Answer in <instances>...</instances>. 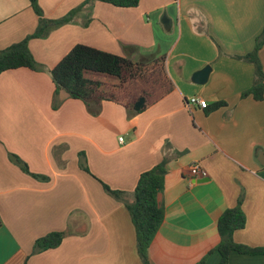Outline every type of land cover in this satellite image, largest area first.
Listing matches in <instances>:
<instances>
[{"label":"crops","instance_id":"0c3cea01","mask_svg":"<svg viewBox=\"0 0 264 264\" xmlns=\"http://www.w3.org/2000/svg\"><path fill=\"white\" fill-rule=\"evenodd\" d=\"M83 1L38 0L48 19ZM38 24L30 0H0V49ZM263 32L264 0H141L136 7L98 0L48 36L32 38L42 69L0 74V264H143L131 215L103 182L131 201L141 173L163 159L165 218L149 247L151 264L204 257L219 264L218 219L241 196L247 220L234 240L264 248V97L243 95L257 77L245 57ZM78 43L134 61L164 57V82L138 81L148 89L139 111L132 97L88 105L57 94L51 70ZM259 58L264 70V45ZM206 65L207 82H195ZM193 96L208 107L191 104ZM81 152L89 171L80 166ZM195 163L208 177L189 176ZM52 231L66 233L62 244L31 254L35 240ZM229 264H264V253L233 251Z\"/></svg>","mask_w":264,"mask_h":264},{"label":"trees","instance_id":"16d2710c","mask_svg":"<svg viewBox=\"0 0 264 264\" xmlns=\"http://www.w3.org/2000/svg\"><path fill=\"white\" fill-rule=\"evenodd\" d=\"M98 0H84L83 3L70 11L67 15L59 19H48L44 16L38 0H30L34 11L39 16V24L36 31L28 35L23 40L13 43L10 46L0 49V74L6 70L17 68H29L41 70L40 65L29 47L32 38H42L48 36L53 30L73 20L75 14L90 7ZM110 3L118 7H136L141 0H99ZM264 45V32L257 38L255 49L245 58L256 67V80L251 89L243 95L252 94L255 99L261 100L264 97V70L259 58V51ZM157 62L163 71L164 57L154 58L151 62ZM149 62L134 61L128 57L111 53L87 44H76L51 70V76L55 83L56 93L64 90L72 98L81 99L90 105L92 100H113L122 102L125 98H133L135 101L141 96L148 95L147 87H137L132 89L129 84L142 76ZM161 71V72H162ZM101 73L107 78H114L113 81L107 79L94 78L92 74ZM164 74V71H163ZM171 84L167 82L164 90H169ZM138 89L141 92H137ZM222 105V102L214 104L212 109ZM80 166L89 171L84 153H80ZM10 160L16 163L24 172L33 174L27 163L18 155L9 154ZM167 159H163L153 168L141 173L135 190L133 199H126L125 193L112 189L103 182L105 190L122 201L127 207L136 230L137 249L143 264H151L149 257V247L158 232L165 218V210L159 202V195L165 186V176L167 173ZM242 196L236 206L226 209L218 219V231L220 242L213 251H218L221 255L219 264H229L230 254L233 251L240 253H264V248L250 247L237 243L234 240V233L245 227L246 214L242 207ZM66 233L64 231H52L35 240L31 254H38L49 249L59 247ZM204 257L196 264H205Z\"/></svg>","mask_w":264,"mask_h":264},{"label":"rangeland","instance_id":"374dc122","mask_svg":"<svg viewBox=\"0 0 264 264\" xmlns=\"http://www.w3.org/2000/svg\"><path fill=\"white\" fill-rule=\"evenodd\" d=\"M145 66H146V68H145L144 74L129 84V86L132 89L133 88L136 89L137 87L140 86V83H138V81L141 82V84H143L142 81H144V80H149V81L157 80L159 85L161 84V81L164 82V78H163L164 76L161 73L162 70H161L160 64L152 61V62H149ZM92 76L94 78H98V79H107L108 81L114 80V78H107L104 74H101V73H95V74H92ZM162 85H163V83H162Z\"/></svg>","mask_w":264,"mask_h":264},{"label":"built area","instance_id":"2783aa9c","mask_svg":"<svg viewBox=\"0 0 264 264\" xmlns=\"http://www.w3.org/2000/svg\"><path fill=\"white\" fill-rule=\"evenodd\" d=\"M190 103L199 105L201 108L208 107V101L199 96H193L190 99ZM120 140L123 141V138L121 137ZM208 175H209L208 171L198 163L192 164L189 168V176L191 178L201 179V178L208 177Z\"/></svg>","mask_w":264,"mask_h":264},{"label":"water","instance_id":"95a60500","mask_svg":"<svg viewBox=\"0 0 264 264\" xmlns=\"http://www.w3.org/2000/svg\"><path fill=\"white\" fill-rule=\"evenodd\" d=\"M163 21L165 22V19H163ZM211 71H212L211 65H206L204 68H202L201 70L197 71L194 74L193 80L197 83H205L207 82ZM145 102H146V98L144 96L140 97L135 102L134 109L137 111L141 110L145 106Z\"/></svg>","mask_w":264,"mask_h":264}]
</instances>
